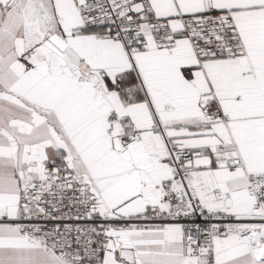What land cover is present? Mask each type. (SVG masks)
<instances>
[{
  "label": "snow or ice",
  "instance_id": "obj_1",
  "mask_svg": "<svg viewBox=\"0 0 264 264\" xmlns=\"http://www.w3.org/2000/svg\"><path fill=\"white\" fill-rule=\"evenodd\" d=\"M0 264H264V0H0Z\"/></svg>",
  "mask_w": 264,
  "mask_h": 264
}]
</instances>
